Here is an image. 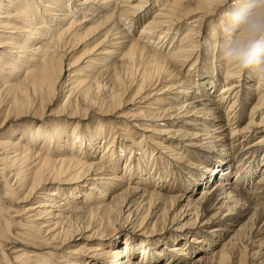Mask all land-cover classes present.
Here are the masks:
<instances>
[{
	"label": "bare ground",
	"instance_id": "6f19581e",
	"mask_svg": "<svg viewBox=\"0 0 264 264\" xmlns=\"http://www.w3.org/2000/svg\"><path fill=\"white\" fill-rule=\"evenodd\" d=\"M134 1L138 2L132 4ZM164 1L0 0V31L10 36L0 39V83L6 81L0 93L17 90L13 103L0 105V114L16 108L23 112L26 106L43 108L61 94L72 111L68 117L73 119L82 106V114L96 110L103 117L117 115L113 117L118 120L140 115V120L161 122L168 128H145L144 134L154 131L166 137L160 144L144 135L140 141L130 140L125 133L128 126L116 123L113 140L100 144H95L94 132L65 144L58 129L45 132L41 126L40 134L38 130L23 132L19 139L0 140V166H4L0 170V227L10 231L9 220L14 218L12 210L4 206L8 199L1 187L5 175L23 195L18 205L34 201L45 191L43 201L23 210L34 213L31 223L46 238L42 244L61 243L63 247L76 238L86 244L98 241L95 247L78 249L85 253V260L56 255L38 264H171L175 260L179 264H264V174L256 181L259 191H236L240 185L249 187L257 164L264 163V136L248 143L254 128L264 125V77L257 69L243 70L227 61L223 64L227 24L221 29L214 23L222 37L212 32L210 47L204 55L200 53L203 39L196 37L208 17L228 0ZM240 3L235 1L232 9ZM190 19L188 28H183ZM226 20L227 15H222L219 23ZM180 30L185 31L182 36ZM90 38H96L93 50L69 63L73 49ZM246 106H250V114L242 127L241 107ZM121 109L143 111L122 114ZM235 135L245 136L238 142ZM125 140L131 145L129 155L124 152ZM47 141L56 148H47ZM144 141L157 146L171 162L168 174L173 181L156 184L151 172H163L165 167L159 164L160 156L141 153ZM106 143L102 156L96 158ZM215 150L225 152V158H215ZM257 151L261 153L250 155ZM254 159L257 164L246 168ZM120 162L124 166L119 170ZM185 162L197 168L181 169ZM218 169H224L221 179L210 186L214 181L211 171ZM197 170L202 173L198 175ZM233 172L239 175L238 183L223 178ZM203 186L208 188L195 198L196 190ZM222 195L235 199L228 212L240 202L248 205L233 220L226 218L228 224L248 211L252 215L239 220L235 232L219 219L209 233L201 230L225 207L219 199ZM166 227H176L172 233L180 236H166ZM226 231L230 237L225 236ZM121 232L126 235L124 247L122 239L109 242ZM143 233L156 235L158 240L138 238ZM211 234L220 241H213ZM2 236L0 229V264H11L6 255L8 243L3 244ZM137 240L134 251L126 246L127 241ZM138 247L144 248L141 258L135 260ZM195 252L200 254L190 262Z\"/></svg>",
	"mask_w": 264,
	"mask_h": 264
},
{
	"label": "rangeland",
	"instance_id": "374dc122",
	"mask_svg": "<svg viewBox=\"0 0 264 264\" xmlns=\"http://www.w3.org/2000/svg\"><path fill=\"white\" fill-rule=\"evenodd\" d=\"M153 1L154 0H150V3H152ZM235 1L237 2L238 0L226 1V3H224V5L220 9H218V11H216L214 13V15H212L211 17H208L207 21L204 22L202 30L200 31L199 35L196 37V39H199V38L203 39L202 44H201L202 48L200 51V53L202 55H204L206 48L210 47V46H208V44H209L208 42H210V40H208V39H210V35L212 32L216 36L222 37V33H221L222 31L214 28L213 27L214 23L219 24L220 28L223 27V25L226 26L227 20H226L225 24L219 23V22H222L219 20L222 17V15H227V13L232 10L231 5L233 3H235ZM137 2L138 1H134L132 4H136ZM149 9H150V7H147V10H149ZM155 12H156V9L153 10L152 12H149L148 18H151V16H153V14H155ZM191 20L192 19L186 21L181 26H183V28H188V26H189L188 23ZM139 27H141V26H137V28H139ZM1 30H3V29H1ZM7 31H9V30H7ZM135 32H137V31H135ZM184 32H185L184 30L181 31V33H180L181 36L184 34ZM136 34H138V32ZM8 35L4 34V32L2 33V31H0V39L1 40H3V36L5 39L10 37ZM220 38L218 39V42L220 41ZM95 39L96 38H90V39H88V41L84 42L82 45L79 44V46H77L75 49H73V51L71 52V55L68 57V62L70 63V62H74L78 59H80V60L83 59L84 54L93 50V47L95 45L93 42ZM212 44L213 43H211V45ZM0 51H2V50H0ZM225 61L226 60L224 59L223 64H225ZM11 62L13 63V61H11ZM68 62H66V64ZM199 64L200 63H198V65H197V70L200 69ZM82 65H83L82 63H79L78 66L82 67ZM2 69L3 68L0 67V70H2ZM185 72H187V71L183 70V72H182L183 75L186 74ZM7 73L9 74L10 72L6 71V74ZM86 73H91V71H86ZM21 75H22V73H21ZM247 77H249V76L243 75V78L246 79ZM0 79H2V78H0ZM256 79H257V77L254 76L253 81H255V83H256ZM5 82L6 81H3L2 83H0V90L5 89V87L3 86ZM10 83H13V82L11 81ZM218 88H217V90H218ZM13 91L14 90L3 91L0 93V99H1L0 105L1 106L4 105L6 102H8V103L14 102L13 101L15 99L14 94L16 93L17 90L14 92ZM30 91H31V87H29V89L27 90V92L29 93V96L31 94ZM64 101H65V99L60 94L54 100L48 101V103L45 104L43 106V108H41L40 106H36V107L35 106L34 107H27L26 106V108L24 109L23 112H20V109L16 108L15 110L13 109V111L10 114H0V138H1L0 140L6 139V138H7V140L8 139H19L21 137V135L23 134V132H28L29 134H34V132H37V130L39 129L38 126H41L40 130H45V132L53 130V129H58L59 132L61 133L60 136L62 137V140L64 141L65 144L67 143V144L71 145L72 140L74 138H76V140H78L79 136H81L83 138L84 136H86L88 134V132H90L91 134L94 132V135H95L94 142H96L95 144H100L104 140H107V139L109 140V138L111 140H113L112 136L116 131L114 123L124 125V126H128V128H127L128 130L126 129L125 133H126V136L130 140H139L140 141L141 140L140 138L144 135L146 137H152L153 139H156L155 141H157L160 144V143H162V140H165V138H166L165 136L158 135L154 131H149L148 134H144V130L146 127H148V125H151L153 128H156L158 130H161L158 127H164L165 130H167V131H168V128L161 122H158V123L157 122H150L149 123V122H145L143 120H140V119H143V117H141L140 115L138 117H132L131 120H130V116H129V118H127V120H124V119L118 120L117 118H115L117 115L116 116L113 115L115 117H113V116L103 117L101 115H98L96 110L82 114L84 109L81 106L79 109L80 113H79L78 117L76 119H73L71 117H68L72 111L69 107H67V105H64V103H65ZM138 107L142 108V107H140V105ZM241 110H242L241 111V126L244 127V124L246 123L248 115L250 114V106H246L245 108L241 107ZM27 111H29V113H26ZM141 111H143V110L142 109L141 110L136 109V110L130 112L129 109H121L120 112L121 113L123 112L122 114L129 113V112L131 114H137L138 112L141 113ZM32 117H35L37 119H33ZM38 119L41 121H39ZM133 119H135L134 122L132 121ZM5 121H6L5 125L1 126V124H3ZM172 121H174V120H172ZM136 122L138 124L140 123L141 125L135 124ZM168 122H170V121H168ZM132 125H136V127H131ZM41 132L39 131V133H37V134H40ZM229 133L230 132H227L226 134H229ZM119 134L120 133H118V135ZM252 135H253V137L251 138L250 142H248L249 144H253L256 140H258L264 136V125L260 129L254 128V133H252ZM244 136L245 135H235V138H237V140L239 142L243 139ZM23 137L25 139L27 138L25 136H23ZM144 140H145V138H144ZM20 142H23V141L21 140ZM166 142L167 141H164L163 145H165ZM176 142L182 143L179 140H177ZM24 143H26V142H24ZM123 143H124L125 148L127 147V149H124V152H126L128 154V152H130V150H131L130 149L131 145H130V143H128L127 140H125V142L123 141ZM144 143H145V146L143 148V151H141V149H139L138 152L141 151V153L153 154V156H156L157 158H158V156H160V160H158L159 164H161L162 166L165 167L163 172H160L157 170H156V173L151 172V174L156 177V184H159V182L163 181V180L173 181L172 178L170 177V174H168L169 170L172 168L171 162L168 161L164 155H161L159 153V148L157 146H154L151 142L146 143L144 141ZM26 145H28V144L26 143ZM107 145H108L107 143L104 144V146L101 148L99 153H96V155H95L96 158H100L102 156L101 153L105 150V147ZM46 147L50 148V149H52V148L54 149V148H56V144H53L52 141H47ZM116 147H118V144L115 145V148ZM144 150H146V151H144ZM263 150H264V147H263ZM258 153L260 154L261 151H257L256 153H253V154L251 153L250 155L256 156ZM212 154L217 159L225 158L224 157L225 152H221L220 150H215L212 152ZM135 156H136V154H135ZM255 160L256 159L252 160V162L250 164L249 163L246 164V166H247L246 168H248V167L253 168V166H255V163H256ZM186 162L183 163L184 166L180 167L181 169L187 170L190 168H194V169L197 168L194 164L190 165L189 162L188 163H186ZM123 164H124V162H120L118 164L117 168L119 170L122 169L124 166ZM263 164H262V166H263ZM257 166H258V171L255 174V176L251 179L250 184H249L250 186L249 187L245 186V185L237 186L236 191H243L244 193H250V194L254 190L259 191V189L261 187H256L255 185H256L257 179L264 174V171H262L264 169V167L260 166V164H257ZM3 168H4V166L3 167L0 166V170H2ZM223 170L218 169L216 171H211L212 174H210V175L213 176L212 179L214 181H213V183H211L210 186L214 185V183L216 182V179L217 180L221 179L220 174L222 173ZM150 171H151V169H149V172ZM201 173H202L201 170H197L198 175ZM4 177H5V180H3L4 183H2L1 187L3 188V191L5 192V194L8 198L4 202V206H7L10 208V210H12L11 216L14 218L9 220V223L12 224V225H10V231L6 232L7 229H4V228L2 229V227H0V229L2 230V235H3L2 236V242H3V244L8 243L7 244L8 247L6 248V249H8V251H6V255L9 258L11 264H38L37 263L38 261L42 262V261H40L41 259H44V258L53 259L56 257V255H61V258L77 257V258H84L83 260H85L86 259V257L84 256L85 253L79 252L78 249L81 247H86V248L95 247L93 245H96L98 243V241H91L89 244H86L85 241H78V238H76L75 241H72L63 247H60L61 243H55L54 245H50V246H46L45 243L42 244V242H43L42 240L46 239V238H44L42 236V234L37 231L35 224L31 223V222H33V216L32 215H34V213H28V211L23 212V210L24 209L27 210L32 206H36L40 201H43L41 198H43V196H45V191L40 192V194H38L39 196L36 197L37 199H35L34 201H32L30 203H21L18 205V203H20V201H18V200L22 199L23 195L21 194V192H17L16 190H14L15 188L12 187L13 180L7 181L8 177H6L5 175L4 176L2 175L3 179H4ZM174 178L180 179L181 177H174ZM196 178H198V177H196ZM223 178H228L231 181V183H232V181H233V183L236 181L238 183L237 178H239V175L237 174V172L236 173L233 172L230 176L227 175L226 177H223ZM159 179H161V180H159ZM182 179L186 180L187 178L183 177ZM9 182H11V184H9ZM179 182L180 181H178V183ZM237 183H235V184H237ZM206 188H208V187L203 186V187L197 189L196 193H195V198H198L201 194V191L203 189H206ZM260 191H262V190H260ZM96 196L97 195H95L94 197H96ZM234 196H235V194H233L230 198H232V197L234 198ZM224 198H227V195H222L219 198L222 200V202H225V207H223L221 212L218 214L217 219L214 221H211L209 225L202 228L201 230H205L209 233L211 229H215L218 226V219L221 220L220 223H222L224 221H225V223H227L226 220H229V219L233 220L235 218V214H237V212L239 210H242L241 212H244L245 210L248 209V205H245L244 201H243V202H240V204H238V206H236L234 211L228 212L227 207L228 206L233 207V205H234L233 202L235 201V199H233L234 200L233 201V200L224 199ZM244 205H245V207H244ZM251 215H252V213L250 211H248V215H245V216L240 215L239 217H237L238 219H236L234 221V223L233 222H230V224L227 223L228 224L227 227L229 229H231V231L235 232L238 230L237 229L238 228V221L246 219L247 217H250ZM11 226H13V227H11ZM167 228L168 227H166L164 229V230L168 231V233H166V236H173V237L180 236V233H178L176 235H173V233H172L173 231H175L174 228H176V227H173V228L171 227L170 228L171 230L167 229ZM229 231L225 232V236L228 237L230 235ZM204 233L208 236V234L206 232H204ZM127 235L129 237H131L130 232ZM125 236L126 235L124 234V232L116 233L115 238L111 239L109 242H120V240L122 239V241L120 243L124 247L125 245L123 243L126 242V241H124ZM138 238H141L143 240H147L149 242H154V241L158 240L157 239L158 236H156V235L148 236L147 233H143V236L138 237ZM211 239L213 241H218V242L220 241V239H218V238L216 239L214 237V235H212V234H211ZM137 243H139V240H137L136 243H133L131 241L130 242L127 241L126 246H128L129 248H131L132 251H134L133 246L137 245ZM6 244H4V245H6ZM84 245H87V246H84ZM199 245H201V244H199ZM143 248L144 247H142V249ZM142 249H140V247H138V249L136 250L135 260H137V259L139 260L141 258L140 255H142V251H141ZM150 250H152L151 247H150ZM71 252H73L72 255H71ZM74 252H77V253H74ZM197 252H199V251H197ZM199 254L200 253L195 252V254L192 256V258L189 259V261L191 262ZM29 255H34L35 257L29 258ZM171 264H179V261L175 260Z\"/></svg>",
	"mask_w": 264,
	"mask_h": 264
},
{
	"label": "clouds",
	"instance_id": "9594fccd",
	"mask_svg": "<svg viewBox=\"0 0 264 264\" xmlns=\"http://www.w3.org/2000/svg\"><path fill=\"white\" fill-rule=\"evenodd\" d=\"M225 60L264 77V0H241L227 13Z\"/></svg>",
	"mask_w": 264,
	"mask_h": 264
}]
</instances>
